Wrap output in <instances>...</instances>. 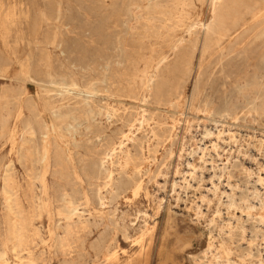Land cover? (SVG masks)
I'll list each match as a JSON object with an SVG mask.
<instances>
[{
	"label": "rangeland",
	"instance_id": "374dc122",
	"mask_svg": "<svg viewBox=\"0 0 264 264\" xmlns=\"http://www.w3.org/2000/svg\"><path fill=\"white\" fill-rule=\"evenodd\" d=\"M168 1L16 0V11L3 13L0 20V32L4 36L0 39V88L10 84L21 88L25 97L36 102L39 118L46 124L47 131L36 164L22 162L19 142L27 110L22 105L12 113L16 123L12 142L9 148L0 146V251H7V261L0 264H17L20 255L29 257V253L18 250L20 245L31 251L35 264H258L259 258L264 260V221H259L260 216L264 218V195L262 191L254 195L257 187L260 188L258 176L264 174L261 163L264 164V17L248 22L236 34L212 36L217 40L213 41L205 31L206 23L215 15L211 0ZM8 3V0H0L2 12ZM157 6L160 9H156ZM192 23L195 27H191ZM48 39L52 40V45L47 47L45 40ZM55 41H59L58 44ZM12 58L17 61L14 67H11ZM51 78L72 81L75 85L64 86L68 92L61 91V86L52 83ZM44 86L54 91L47 94ZM109 106L117 108V115L112 119L106 116ZM224 106H239L250 113L240 112L238 121L218 113L210 119L206 117L208 108L221 110ZM143 113L142 125L137 124L129 133L131 138L125 140L132 161L130 167L124 169L125 178L128 173L133 174L132 184L143 181L141 194L134 195L129 190L101 206L90 197L88 182L82 174V159L99 160L101 148L118 144L123 134L129 132V124ZM206 128H210L212 134H206ZM221 128L236 130L237 138L219 140L218 146L213 147L210 139L216 141ZM54 141L64 153L63 164L56 162ZM206 146L209 148L205 149ZM8 165H12L10 171L21 185L23 211L28 220H32V225L17 239H11L12 228H4L5 213L1 210L3 175ZM192 166L196 167V173L190 178ZM64 178H73L85 195L89 210L82 211L80 207L83 215L79 226L59 221L57 209L63 203L56 201L55 196L66 183ZM207 196L211 201L206 203ZM148 226L153 227L148 230ZM105 233L110 234L109 237ZM59 239L63 240L64 248L60 247ZM98 241L100 244L103 241V251L118 253L117 258L105 261L96 248Z\"/></svg>",
	"mask_w": 264,
	"mask_h": 264
},
{
	"label": "bare ground",
	"instance_id": "6f19581e",
	"mask_svg": "<svg viewBox=\"0 0 264 264\" xmlns=\"http://www.w3.org/2000/svg\"><path fill=\"white\" fill-rule=\"evenodd\" d=\"M6 1V0H5ZM147 1V0H146ZM170 1V0H169ZM168 1V2H169ZM181 1V0H180ZM193 1V0H191ZM190 1V2H191ZM8 4H7V7L4 9V11L2 12L1 9H0V20L4 17L3 16V13L6 12V10H9V11H16V0H8ZM11 2L15 3V5H12ZM174 2V1H173ZM177 2V1H176ZM189 2V3H190ZM203 3V2H202ZM184 4V2H183ZM191 4V3H190ZM211 4L213 5V8L214 9V12H215V15H214V18L211 19V22L209 23H206V27H207V30L206 31V34L208 33L209 35V39L211 40L212 39V36H218V37H226L225 35H233V34H236L239 29H243L244 25L248 24V22L250 21H255V20H258L262 17H264V0H211ZM57 5V4H56ZM172 5V3H171ZM193 5V4H192ZM34 6V5H33ZM168 6V5H167ZM175 6V5H174ZM179 6V5H178ZM58 7V6H57ZM162 7V6H161ZM166 7V6H165ZM164 7V8H165ZM177 7V6H176ZM175 7V8H176ZM181 7V6H180ZM185 7V6H183ZM190 7V6H189ZM61 8V7H58V9ZM159 8L158 6L156 7V9ZM168 8V7H167ZM187 8V7H186ZM193 8V7H192ZM33 9V8H32ZM160 9V8H159ZM188 9V8H187ZM62 10V9H61ZM164 10V9H163ZM168 10V9H167ZM33 11V10H32ZM57 11V10H56ZM71 11V10H70ZM157 11V10H155ZM182 11V10H181ZM44 12V11H43ZM48 12V11H47ZM61 12V11H60ZM175 12V11H174ZM150 13V12H149ZM158 13V12H157ZM213 13V11H212ZM46 14V13H45ZM159 14H162V12H160ZM43 15V14H42ZM171 15V13H170ZM189 15V14H188ZM37 16V15H36ZM45 16V15H44ZM43 16V17H44ZM148 16V15H147ZM190 16V15H189ZM71 17V16H70ZM153 17V16H152ZM171 17V16H170ZM180 17V16H179ZM186 17V16H185ZM165 18V17H164ZM178 18V17H177ZM179 19V18H178ZM177 19V20H178ZM83 20V19H82ZM154 20V19H153ZM181 20V19H180ZM179 20V21H180ZM191 20V19H190ZM34 21V20H33ZM182 21V20H181ZM180 21V22H181ZM185 21V20H184ZM259 21V20H258ZM60 22V21H59ZM164 22V21H163ZM170 22V20H169ZM205 22V21H204ZM47 23V22H46ZM51 23V22H50ZM140 23V22H139ZM151 23V22H150ZM159 23V22H158ZM176 23V21H175ZM201 23V22H200ZM161 24V23H160ZM182 24V23H181ZM180 24V25H181ZM203 24V23H202ZM34 25V24H33ZM39 25V24H38ZM47 25V24H46ZM58 25V24H57ZM56 25V26H57ZM152 25V24H151ZM169 25V24H168ZM183 25V24H182ZM251 25V24H250ZM60 26V25H59ZM172 27V25H169ZM190 26V25H189ZM205 26V25H204ZM203 26V27H204ZM58 27V26H57ZM153 27V26H152ZM164 27V26H163ZM167 27V26H166ZM176 27V26H175ZM191 27H195V25H191ZM65 28V27H64ZM150 28V26H149ZM161 28V26H160ZM159 28V29H160ZM190 28V27H189ZM260 28H262L260 26ZM259 28V29H260ZM59 29V28H58ZM155 29V28H154ZM158 29V30H159ZM165 29V28H164ZM248 29V28H247ZM258 29V28H256ZM55 30V29H54ZM57 30V29H56ZM152 30V29H151ZM166 30V29H165ZM169 30V29H168ZM179 30V29H178ZM204 30V29H203ZM255 30V29H254ZM50 31V30H49ZM147 31V30H146ZM191 31V30H189ZM258 31V30H257ZM48 32V31H47ZM51 32V31H50ZM56 32V31H55ZM155 32V31H153ZM167 32V31H166ZM203 32V31H202ZM58 33H61V32H58ZM169 33V32H168ZM192 33V32H191ZM200 33V32H199ZM54 34V33H52ZM159 34V33H158ZM157 34V36H158ZM254 34V33H253ZM154 35V34H153ZM161 35V34H159ZM173 35V34H172ZM194 35V34H193ZM148 36V35H147ZM177 36V34H176ZM46 37L48 38V36L46 35ZM160 37V36H159ZM180 37V36H179ZM198 37V36H197ZM4 38V36L2 35V33L0 32V39L2 40ZM43 38V37H42ZM57 38V36H56ZM65 38V37H64ZM196 38V37H195ZM194 38V39H195ZM202 38V37H201ZM208 38V37H207ZM217 38V37H216ZM233 38V37H231ZM54 39V38H53ZM163 39V38H162ZM166 39V38H165ZM183 39V37H182ZM190 39V38H189ZM188 39V40H189ZM223 39V38H222ZM226 39V38H225ZM44 40V39H43ZM51 39H48L47 41L45 40V45L48 47L49 44H51L50 42ZM169 40V39H168ZM173 40V39H172ZM176 40V39H174ZM173 40V41H174ZM213 40V39H212ZM239 40V39H238ZM248 40V39H247ZM258 40V39H257ZM35 41H36V38H35ZM52 41V40H51ZM63 41V40H62ZM204 41V40H203ZM213 41H217V40H213ZM224 41V39H223ZM56 42V41H55ZM59 42V41H57ZM56 42V43H57ZM44 43V42H41V44ZM170 43V42H169ZM184 43V42H183ZM58 44V43H57ZM56 44V45H57ZM174 44V43H173ZM178 44V43H177ZM187 44V43H186ZM214 44V43H213ZM257 44V43H256ZM44 45V44H43ZM52 45V44H51ZM55 45V43H54ZM61 45V44H60ZM58 45V46H60ZM193 45V44H192ZM215 45H216V42H215ZM169 46V45H168ZM180 46V45H179ZM201 46V45H200ZM203 46V45H202ZM214 46V45H212ZM246 46V44L244 45ZM257 46V45H256ZM255 46V47H256ZM177 47V46H175ZM207 47H209V42L207 43ZM216 47V46H215ZM238 47V46H237ZM240 47V46H239ZM264 47V46H263ZM3 48V46H2ZM181 48V47H180ZM179 48V49H180ZM212 48V47H211ZM48 49V48H47ZM63 49V48H62ZM61 49V50H62ZM196 49V47H195ZM207 49V48H206ZM209 50V49H207ZM218 49V48H217ZM40 50V49H39ZM173 50V49H172ZM213 50V49H212ZM212 50L210 52H212ZM238 50V49H237ZM254 50V49H253ZM257 50V49H256ZM44 51V49L42 50V52ZM47 51V50H46ZM221 51V50H220ZM242 51V50H241ZM45 52V51H44ZM62 52V51H61ZM65 52V51H64ZM195 52V51H194ZM245 52V51H244ZM215 53V52H214ZM220 53V52H219ZM239 53V52H238ZM250 53V52H249ZM248 53V54H249ZM255 53V52H254ZM258 53V52H257ZM63 54V53H62ZM66 54V53H65ZM71 54V53H70ZM162 54V53H161ZM181 54V53H180ZM223 54V53H222ZM230 54V53H229ZM246 54V52H245ZM44 55V54H43ZM196 55V54H195ZM244 55V54H242ZM247 55V54H246ZM254 55V54H253ZM37 56V54H36ZM55 56V55H54ZM53 56V57H54ZM179 56V55H178ZM205 56V55H203ZM245 56V55H244ZM38 57V56H37ZM70 57V56H69ZM209 57V56H208ZM252 57V56H251ZM55 58V57H54ZM159 58V57H158ZM214 58V57H213ZM247 58V57H246ZM257 58V57H256ZM39 59V58H38ZM48 59V58H47ZM56 59V58H55ZM204 59V58H203ZM69 60V58H68ZM165 60V59H164ZM260 60V59H259ZM12 61V64H11V67H14L16 66V60H14L13 58L11 59ZM71 61V60H70ZM73 61V60H72ZM160 61V60H158ZM5 62V61H4ZM54 62V61H53ZM56 62V60H55ZM61 62V61H60ZM7 63V62H6ZM77 63V62H76ZM248 63V61H247ZM56 64V63H55ZM74 64V63H73ZM79 64V63H77ZM83 64V63H82ZM1 65V64H0ZM43 65V64H42ZM4 66V65H3ZM71 66V65H70ZM192 66V65H191ZM1 67V66H0ZM75 67V66H74ZM80 68L82 66H79ZM262 67V66H261ZM53 68V66H52ZM65 68V67H64ZM77 68V67H76ZM161 68V67H160ZM181 68V67H180ZM192 68V67H191ZM42 69V68H41ZM44 69V68H43ZM59 69V68H58ZM68 69V68H67ZM93 69V68H92ZM2 70V69H1ZM78 70V69H77ZM159 70V69H158ZM257 70V69H256ZM262 70V69H261ZM260 70V72H261ZM86 71V70H85ZM34 72V71H33ZM73 72V71H72ZM75 72V71H74ZM78 72V71H77ZM81 72V71H80ZM88 73V72H87ZM148 74V73H147ZM156 74V73H155ZM191 74V73H190ZM255 74V72H254ZM39 75V74H38ZM179 75V74H178ZM87 76V75H85ZM154 76V75H153ZM250 76V75H249ZM105 77V76H104ZM179 77V76H178ZM181 78H183L182 76H180ZM84 78V77H83ZM86 78V77H85ZM89 78V77H88ZM95 78V77H94ZM93 78V79H94ZM259 78V77H258ZM17 79V78H16ZM92 79V78H91ZM90 79V80H91ZM108 79V78H107ZM148 79V78H147ZM71 80V79H70ZM96 80V79H95ZM247 80V79H246ZM12 81V80H11ZM44 81V80H42ZM50 81L52 83H54L55 85H58L61 86V91L63 90H66V92L69 91V89H65L64 86L66 87H71L73 85H75V83H73L72 81L71 82H66V81H55L53 78L50 79ZM88 81V80H87ZM145 81V80H144ZM148 81V80H147ZM95 82V81H94ZM93 82V83H94ZM154 82V80H153ZM151 82V83H153ZM245 82V81H244ZM25 83V82H24ZM91 83V82H89ZM105 83V82H104ZM108 83V82H107ZM129 83V82H128ZM16 84V83H15ZM22 84V83H20ZM26 84V83H25ZM46 83H44L43 85H45ZM114 84V83H113ZM112 84V85H113ZM143 84V83H142ZM147 84V83H146ZM246 84V83H245ZM86 85V84H85ZM84 85V86H85ZM97 85V83L95 84ZM110 85V84H108ZM120 85V84H119ZM124 85V84H123ZM17 85H9L7 87H3V88H0V146L2 147H6V148H9V145L11 144L12 142V139H13V130H14V127L16 125L15 121H14V115L12 114L15 110H18L22 105H23V108H25L27 110V118L24 120L23 122V127H22V134H21V140L19 142V155H20V159L22 162H26V163H31L33 164L35 161L38 160V155L40 154V151H41V148H42V145H41V141L44 139V137L46 136V131H47V126L46 124L39 118V112H38V106L36 104V102L31 99L30 97H25L26 95H23V93L21 92V88H17L16 87ZM121 86V85H120ZM134 86V85H133ZM151 86V85H150ZM176 86V84H175ZM21 87V86H20ZM41 87V86H40ZM57 87V86H56ZM83 87V85H82ZM102 87V86H101ZM100 87V88H101ZM105 87V86H104ZM152 87V86H151ZM172 87V86H171ZM262 87V86H261ZM74 88V87H73ZM72 88V89H73ZM89 88V87H88ZM112 88V86H111ZM110 88V89H111ZM117 88V87H116ZM130 88V87H129ZM132 88V87H131ZM244 88V87H243ZM105 89V88H104ZM115 89V88H114ZM121 89V88H120ZM239 89V88H238ZM237 89V90H238ZM257 89V88H256ZM259 89V87H258ZM43 90L48 94L49 92L51 91H54L53 89H50V88H46L45 86L43 87ZM57 90V89H56ZM85 91V89H83ZM97 90V89H96ZM100 90V89H99ZM102 90V89H101ZM123 90V89H122ZM135 90H136V87H135ZM161 91H163L162 89H160ZM240 90V89H239ZM260 90V89H259ZM263 90V89H262ZM104 91V90H102ZM113 91V89H112ZM117 91V90H116ZM141 91H142V88H141ZM149 91H150V88H149ZM248 91H249V88H248ZM79 92V90H78ZM89 92V91H88ZM87 92V93H88ZM134 92V90L132 91ZM139 92V90H138ZM138 92H137V95H138ZM182 92V91H181ZM236 92V91H235ZM258 92V91H257ZM71 93V92H70ZM90 93V92H89ZM100 93V92H99ZM135 93V92H134ZM249 93V92H248ZM53 94V93H52ZM59 94V93H58ZM68 94V93H67ZM130 94V93H129ZM140 94V93H139ZM159 94H162L161 92H159ZM253 94V92H252ZM251 94V95H252ZM256 94V93H255ZM51 95V94H50ZM57 95V94H56ZM70 95V94H69ZM111 95V94H110ZM144 95V94H143ZM158 95V94H157ZM176 95V94H175ZM260 95V94H259ZM47 96V95H46ZM55 96V95H54ZM62 96V95H61ZM88 96V95H87ZM91 96V95H90ZM93 96V95H92ZM140 96V95H139ZM149 96V95H148ZM180 96V95H179ZM201 96V95H200ZM237 96V95H236ZM253 96V95H252ZM143 97V96H142ZM146 97V96H145ZM157 97V96H155ZM160 97V96H159ZM158 97V98H159ZM169 97V96H168ZM173 97V96H172ZM254 97V96H253ZM157 98V100H158ZM256 98V96H255ZM262 98V97H261ZM264 98V96H263ZM48 101L50 98H47ZM145 99V98H144ZM162 99V97H161ZM169 99V98H168ZM171 99V98H170ZM198 99V98H197ZM249 99V98H248ZM254 99V98H253ZM258 99V98H257ZM149 100V99H148ZM247 100V99H246ZM262 100V99H260ZM264 100V99H263ZM161 101V100H160ZM207 101V100H206ZM242 101V100H241ZM255 101V100H254ZM74 102V101H73ZM72 102V104H73ZM91 102V101H90ZM253 102V101H252ZM258 102V101H257ZM75 103V102H74ZM92 103V102H91ZM121 103V102H120ZM210 103V102H209ZM228 103V102H226ZM244 103V102H243ZM254 103V102H253ZM256 103V102H255ZM260 103V102H258ZM263 103V102H262ZM49 104V103H48ZM83 104V103H82ZM109 104V103H108ZM114 104V103H113ZM125 104V103H124ZM127 104V103H126ZM148 104V103H147ZM173 104V103H172ZM171 104V105H172ZM208 104V103H207ZM229 104V103H228ZM227 104V105H228ZM240 104V103H239ZM245 104V103H244ZM91 105V104H90ZM260 105V104H259ZM101 106V105H100ZM140 106V105H139ZM147 106V105H146ZM200 106V105H199ZM255 106V105H254ZM67 107H69L67 105ZM80 107V106H79ZM88 107V106H87ZM108 107V106H107ZM149 107V106H148ZM208 107V106H207ZM225 107V106H224ZM90 108V107H89ZM88 108V109H89ZM103 108V107H102ZM130 108V107H129ZM147 108V107H146ZM212 108V107H211ZM249 108V107H248ZM253 108V107H252ZM71 109H73L71 107ZM94 109V108H92ZM106 109V108H105ZM156 109V108H155ZM209 109V108H208ZM207 109V118L210 119V117H212L211 115H215V114H219L221 116H225V117H231L233 119H235V121H238L240 120V117H239V113L242 112L244 115H247V113L249 114L250 112L249 111H244V109H240L239 106H226L224 109L222 108L221 110H208ZM251 109V108H250ZM74 110V109H73ZM77 110V108L75 109ZM79 110V109H78ZM101 110V108H100ZM140 110V109H139ZM142 110V108H141ZM149 110V109H148ZM246 110V109H245ZM99 111V110H98ZM145 111V110H144ZM244 111V112H243ZM255 111V110H254ZM263 111V110H262ZM53 112V111H52ZM59 112V111H58ZM75 112V111H74ZM81 113V111H79ZM84 112V111H83ZM88 112V110H87ZM96 112V111H95ZM100 112V111H99ZM102 112V111H101ZM123 112V111H122ZM143 112V111H142ZM63 113H66V112H63ZM121 113V112H120ZM128 113V111H127ZM201 113V112H200ZM255 113V112H254ZM263 113V112H262ZM51 114V113H50ZM61 114V113H60ZM69 114V113H68ZM97 114V113H96ZM135 114V113H134ZM199 114V113H198ZM261 114V113H260ZM13 115V116H12ZM99 115V113L97 114V116ZM102 115V114H101ZM117 115V108L115 109L114 107H110L107 108L106 110V116L108 119H112V117H115ZM125 115V114H123ZM128 115V114H127ZM155 115V114H154ZM153 115V116H154ZM52 116V115H51ZM56 116H58L56 114ZM120 116V115H119ZM133 116V115H132ZM63 117V116H62ZM149 117V116H148ZM151 117V116H150ZM156 117V115H155ZM248 117V116H247ZM93 118V117H92ZM95 118V116H94ZM144 118H145V113H143L141 116L137 117L134 119V122L131 124H129V128H128V133H125L123 134L122 136V139L120 138L118 144L116 145H110L111 147H106L108 144H106V148L105 149H102L100 150V154H99V160L97 159V161H94L91 157L90 158H84L82 159L84 161V167H83V173L84 174V179L87 180L88 182V191H89V194H90V197L94 200V202L96 201L99 205L101 206H104L106 204H108L111 200H114L115 198H118L120 196V194H125V193H128V191L130 190L131 194H141L139 193L140 190L142 189L143 187V181L142 180H139V181H136L135 183L132 184V181H133V177L132 175H129L128 173V176L125 178L124 177V169L125 168H128V166L130 167V161L131 160V157H130V153L128 152V145L127 143H125V140H129L132 136V134H129L130 132L132 133L133 132V128L135 126H137V124H141L143 123L144 121ZM262 118V117H261ZM74 119V118H73ZM78 119V117H77ZM76 119V120H77ZM107 119V120H108ZM119 119V118H118ZM148 119V118H147ZM157 119V118H156ZM155 119V120H156ZM193 119V118H192ZM79 120V119H78ZM91 120H95V119H91ZM115 120V119H114ZM122 120V119H121ZM129 120V119H128ZM85 121V120H83ZM151 121V120H150ZM89 122V121H87ZM158 122V121H157ZM194 122V121H193ZM82 123V122H81ZM125 123V122H124ZM150 123V122H149ZM252 123V122H251ZM109 124V123H108ZM123 124V123H122ZM128 124V123H127ZM191 124V123H190ZM252 125V124H251ZM128 126V125H127ZM140 126V125H139ZM155 126V125H154ZM157 126V125H156ZM159 126V125H158ZM82 127V126H80ZM100 127V126H99ZM160 127V126H159ZM71 128V127H70ZM121 128V127H120ZM136 128V127H135ZM140 128V127H139ZM144 128V127H143ZM157 128V127H156ZM161 128V127H160ZM87 129V128H86ZM151 129V128H150ZM175 129V128H174ZM178 129V128H177ZM88 130V129H87ZM102 130V129H101ZM154 130V129H153ZM152 130V131H153ZM156 130V129H155ZM103 131V130H102ZM105 131V130H104ZM159 131V130H158ZM186 131V130H185ZM236 131V130H235ZM235 131H232L231 129L229 128H221L220 130H218V133H217V140L216 141H213V139L211 138L210 139V142H211V146L213 147H217L218 146V143H219V140H225V139H233V141L237 138V133ZM262 131V130H261ZM96 132V131H95ZM100 132V131H99ZM121 133V132H120ZM135 133V132H134ZM153 133V132H152ZM151 133V134H152ZM157 133V131H156ZM205 133L206 134H212V131L210 128H206L205 129ZM261 133V132H260ZM263 133V132H262ZM114 134V133H113ZM163 134V133H162ZM216 134V133H215ZM252 134V133H251ZM108 135V134H107ZM115 135V134H114ZM154 135V134H153ZM159 135V134H158ZM161 135V134H160ZM260 135V134H259ZM262 135V134H261ZM101 136V135H100ZM113 136V135H112ZM111 136V137H112ZM117 136V135H116ZM152 136V135H151ZM172 136V135H171ZM191 136V135H190ZM106 137V136H105ZM118 137V136H117ZM155 137V136H154ZM164 137V136H163ZM208 137V136H207ZM214 137V136H213ZM216 137V136H215ZM261 137V136H260ZM95 138H98V137H95ZM109 138V137H108ZM119 138V137H118ZM135 138V137H134ZM156 138V137H155ZM173 138V137H172ZM195 138V137H194ZM257 139V138H256ZM261 139V138H260ZM101 140V139H100ZM155 140V139H154ZM163 140V139H162ZM207 140V139H206ZM264 140V139H263ZM107 141V140H106ZM118 141V140H117ZM133 141V140H131ZM187 141V140H186ZM192 141V140H191ZM208 141V140H207ZM232 141V142H233ZM262 141V140H261ZM116 142V141H115ZM156 142V141H155ZM231 142V143H232ZM94 143V142H93ZM108 143V142H107ZM111 143V141H110ZM152 143V142H151ZM175 143V142H174ZM225 143V142H224ZM230 143V142H229ZM234 143V142H233ZM101 144V143H99ZM112 144H114L112 142ZM150 144V143H149ZM196 144V143H195ZM202 144V143H201ZM236 144V143H235ZM53 152H54V155H55V158H56V162L58 164H63L65 162V156H64V153L60 147V145L54 141L53 142ZM87 145V144H86ZM83 146V144H82ZM221 146V145H220ZM228 146V144H227ZM240 146V145H239ZM245 146V145H244ZM75 147V146H74ZM101 147V145H100ZM198 147V146H197ZM208 146L205 147V149H207ZM209 148V147H208ZM204 149V150H205ZM217 149V148H216ZM86 150V149H85ZM185 150V149H184ZM187 150V149H186ZM203 150V151H204ZM209 150V149H208ZM236 150V149H235ZM248 150V149H247ZM257 150V149H255ZM190 151V150H188ZM202 151V150H201ZM249 151V150H248ZM252 151V150H251ZM99 152V151H98ZM206 153V151H204ZM203 152V153H204ZM254 152V151H253ZM217 153V152H216ZM227 153V152H226ZM230 153V152H229ZM250 153V152H249ZM252 154V152H251ZM258 154H260L258 152ZM151 155V154H150ZM154 155V154H153ZM206 155V154H205ZM208 155V154H207ZM225 155V154H224ZM228 155V154H227ZM234 155V154H233ZM255 155V154H254ZM204 156V155H203ZM236 156V155H235ZM253 156V154H252ZM83 157V155L81 156ZM80 157V159H81ZM85 157V156H84ZM168 157V156H167ZM185 157V156H184ZM238 157V156H237ZM251 157V156H250ZM248 157V158H250ZM98 158V157H97ZM180 158V157H179ZM234 158V157H233ZM239 158V157H238ZM253 158V157H252ZM251 159V158H250ZM261 159V158H260ZM134 160V159H133ZM137 160V159H136ZM162 160V159H161ZM183 160V159H182ZM255 160V159H254ZM53 161V159H52ZM260 161V160H259ZM135 162V161H134ZM186 163V161H184ZM82 163V162H81ZM145 163V162H144ZM159 163V162H158ZM205 163V162H204ZM256 163V162H254ZM262 165L264 166L263 162L261 161ZM12 164V163H10ZM14 164V163H13ZM36 164V163H34ZM136 164V163H135ZM134 164V165H135ZM190 164V163H188ZM257 164V163H256ZM80 165V164H79ZM137 165V164H136ZM167 165V164H166ZM180 165V164H179ZM178 165V167H179ZM260 165V164H259ZM258 165V166H259ZM259 166V167H262ZM14 167V166H13ZM135 167V166H134ZM177 167V168H178ZM183 167V166H182ZM193 167V166H192ZM223 167V166H222ZM241 167V166H240ZM136 168V167H135ZM191 168V167H190ZM189 168V169H190ZM213 168V167H212ZM12 169V165H8L7 168H6V174L5 176L3 175L4 177V186L2 188V208L1 210L4 211L5 215L3 216L4 218V222H3V226L5 229L7 228H12L13 231L11 232V236L12 238L11 239H17L19 237H22L23 236V233L24 231L28 228V226H31L32 225V220H28V218L26 217V214L24 213L23 211V207H22V204H23V195H22V191H21V185L20 183L18 182V179L16 178V175L11 172L10 170ZM133 169V168H132ZM138 169V168H137ZM140 169V168H139ZM188 169V170H189ZM136 170V169H135ZM180 170V169H179ZM205 170V169H204ZM264 170V169H263ZM5 171V170H4ZM11 173H10V172ZM140 171V170H139ZM189 176L190 178H193L195 176V173H196V167L194 166L191 170H189ZM221 171V170H220ZM254 171V170H252ZM82 172V171H81ZM128 172V171H127ZM169 172V171H168ZM228 172V171H227ZM257 172V171H256ZM133 173V172H132ZM180 173V172H179ZM187 173V172H186ZM184 175V173H181ZM211 174V173H210ZM217 174V173H216ZM223 174V173H222ZM226 174V173H225ZM55 175V174H54ZM137 175V174H136ZM182 175V176H183ZM187 176V175H185ZM210 176V175H209ZM224 176V175H222ZM67 177H69L67 175ZM161 177V176H160ZM207 177V176H205ZM185 178V177H184ZM257 178V177H256ZM30 179V178H29ZM65 179V178H64ZM162 179V178H161ZM205 179V178H204ZM3 180V179H2ZM66 180V183L63 184V186L61 187L60 191L58 194H56L55 198H56V201L58 202H62L63 205L61 208L57 209L58 210V216H59V221L62 222V220H64L66 222L67 225H70V226H79L81 223V219H82V212L80 211V207H82V211H85V210H89L87 209V206H86V202H85V195L84 193L81 191L80 187L77 185V182L71 178V179H65ZM84 180V181H85ZM185 180L187 181V178H185ZM190 180V179H189ZM188 180V181H189ZM199 180V179H198ZM210 180V179H209ZM220 180V179H219ZM255 180V179H254ZM258 180L260 181V188L257 187L254 195H258V194H261L259 193V191L263 192L262 195H264V174H259L258 176ZM35 181V180H34ZM164 181V180H163ZM185 181V182H186ZM256 181V180H255ZM178 182V181H177ZM208 182V181H207ZM229 182V181H228ZM187 183V182H186ZM206 183V182H205ZM220 183V182H219ZM222 183V182H221ZM153 184V183H152ZM178 184V183H177ZM210 184V182L208 183ZM213 184V183H212ZM215 184V183H214ZM217 186H218V183H216ZM237 184V183H236ZM174 186V185H173ZM185 186V184H184ZM196 186V185H195ZM241 186V185H240ZM156 187V186H155ZM192 187V186H191ZM215 187V190H216V185L214 186ZM230 187V186H228ZM232 187V186H231ZM238 187V186H237ZM252 187V186H251ZM250 187V188H251ZM60 188V187H59ZM200 188V186H199ZM226 188V187H225ZM58 189V188H57ZM202 189V188H201ZM213 189V188H212ZM220 189V188H219ZM218 189V190H219ZM249 189V188H248ZM146 190V189H145ZM227 190V189H226ZM255 190V189H254ZM210 191V190H209ZM209 191H207L208 193H210ZM214 191V190H213ZM231 191V190H230ZM203 192V191H201ZM227 191H225V194H226ZM254 192V191H253ZM157 194V193H156ZM161 194V193H160ZM202 194V193H201ZM207 194V193H206ZM215 194V193H214ZM219 194V192H218ZM224 194V195H225ZM228 194V193H227ZM226 194V195H227ZM213 195V194H212ZM217 195V194H216ZM225 195V196H226ZM236 195V194H235ZM123 196V195H121ZM180 195H178L179 197ZM204 196V194H203ZM206 196V195H205ZM204 196V198H205ZM209 196V195H208ZM208 196H207V202L211 201V200H208ZM220 196H221V192H220ZM218 196V197H220ZM228 196V195H227ZM226 196V198H228ZM44 197V196H43ZM125 197H128V196H125ZM139 197V196H138ZM217 197V196H216ZM224 197V196H223ZM263 198V196H260ZM133 198V197H132ZM131 198V199H132ZM221 198V197H220ZM257 199V197H255ZM210 199H212L210 197ZM238 199V197H237ZM255 199V200H256ZM225 200V199H224ZM230 200V199H229ZM239 200V199H238ZM250 200V199H249ZM186 201V200H185ZM199 201V200H198ZM227 201V200H225ZM264 201V200H262ZM174 202V201H173ZM197 202V201H196ZM201 202V201H200ZM223 202V201H222ZM230 202V201H229ZM39 203V202H38ZM96 203V204H97ZM187 203V202H186ZM195 203V202H194ZM199 203V202H198ZM263 203V202H262ZM181 204V203H180ZM197 204V203H196ZM195 204V205H196ZM211 204V203H210ZM238 204V203H237ZM244 204V203H242ZM246 204V203H245ZM257 204V203H256ZM260 204V203H259ZM161 205V204H160ZM187 205V204H186ZM193 205V204H192ZM202 205V204H201ZM207 205V204H206ZM209 205V204H208ZM212 205V204H211ZM209 205V206H211ZM221 205V204H219ZM251 205V203H250ZM93 206V205H92ZM194 206V205H193ZM213 206V205H212ZM217 206V205H216ZM224 206V204H223ZM230 206V205H229ZM228 206V207H229ZM247 206V205H246ZM256 206V205H255ZM255 206L253 208H255ZM100 207V206H99ZM200 205L197 206V209L199 210L200 208ZM203 207V206H202ZM208 207V206H207ZM227 207V208H228ZM191 208H195L196 207H191ZM220 208V206H219ZM230 208V207H229ZM232 208V207H231ZM235 208V207H234ZM262 208V206H261ZM264 208V207H263ZM216 209V208H215ZM222 209V208H221ZM220 209V210H221ZM226 209V208H225ZM237 209V208H236ZM256 209V208H255ZM260 209V207H259ZM93 210V209H92ZM109 210V209H108ZM188 210V209H187ZM210 210V209H209ZM248 210V209H247ZM257 210H258V207H257ZM261 210V209H260ZM51 211V210H50ZM201 211V209H200ZM216 211V210H215ZM234 211V210H233ZM246 211V210H245ZM254 211V210H253ZM198 212V211H197ZM196 212V213H197ZM210 212V211H209ZM213 212V211H212ZM240 212V211H239ZM250 212V211H249ZM260 212V211H258ZM200 213V212H199ZM207 213V212H206ZM233 213V212H231ZM12 215V218H8V215ZM146 214V213H145ZM144 214V215H145ZM256 214V213H255ZM154 215V214H153ZM211 215H216V214H210L209 216ZM229 215V214H228ZM231 215V214H230ZM235 215V214H234ZM246 215V214H245ZM264 215V213H263ZM74 216H78V219L75 220L74 219ZM197 216V214H196ZM205 216V215H204ZM203 216V218H204ZM241 216V215H240ZM260 216V215H259ZM200 217V216H198ZM234 217V216H233ZM236 217H238L236 215ZM247 217V216H246ZM202 218V219H203ZM208 218V217H206ZM211 218V217H209ZM208 218V219H209ZM241 218V217H240ZM205 219V218H204ZM223 219V218H222ZM263 216H260L259 217V221H264L263 220ZM139 220V219H138ZM198 220V219H197ZM224 220V219H223ZM237 219L235 218V221ZM243 220V219H242ZM144 221V220H143ZM200 221V220H199ZM234 221V222H235ZM59 222V223H60ZM80 222V223H79ZM154 222V221H152ZM218 222V221H217ZM241 222V221H240ZM257 222V221H256ZM145 223V222H144ZM10 224L12 226H10ZM79 224V225H78ZM147 224L148 221H147ZM205 224V223H204ZM251 224V223H250ZM261 224V223H260ZM145 225V224H144ZM156 225V224H155ZM219 225V224H217ZM223 225V224H222ZM226 225V224H225ZM234 225V224H233ZM255 225V224H254ZM59 226V224H58ZM57 226V227H58ZM154 226V225H153ZM153 226H148V230H150V228H152ZM229 226V225H228ZM231 226V225H230ZM249 226V225H248ZM256 226V225H255ZM206 227V226H205ZM222 227V226H221ZM235 227V226H234ZM261 227V226H260ZM107 228V227H106ZM58 229V228H56ZM63 229V228H62ZM65 229V228H64ZM143 229V228H142ZM218 229V228H217ZM233 229V228H232ZM246 229V227H245ZM260 229V228H259ZM262 229V228H261ZM139 230V229H138ZM154 230V228H153ZM228 229H226L225 231L227 232ZM111 231V230H110ZM147 231V230H146ZM217 231V230H216ZM103 232H106V231H103ZM150 232V231H149ZM148 232V234H149ZM64 233V232H63ZM108 233H110L108 231ZM108 233H105L106 235ZM116 233V232H115ZM143 233V232H142ZM245 233V232H244ZM251 233V232H250ZM104 234V235H105ZM258 233L256 232V237L258 236L257 235ZM110 235V234H109ZM109 235H107V237H109ZM224 235V234H223ZM166 236V234H165ZM217 236V235H216ZM219 236V235H218ZM247 236V235H246ZM43 237V236H42ZM168 237V236H167ZM211 237V236H210ZM214 237V236H213ZM212 237V238H213ZM35 238V237H34ZM101 238V236H100ZM245 238V237H244ZM258 238V237H257ZM264 238V237H263ZM10 239V238H9ZM102 239V238H101ZM142 239V238H140ZM246 239V238H245ZM248 239V238H247ZM100 240V239H99ZM107 240V239H105ZM170 240V238H169ZM216 240V239H215ZM143 242V239L141 240ZM139 241V242H141ZM59 242H60V247L64 248L65 247V244L63 242L62 239H59ZM103 242V241H102ZM100 244V242L98 241L99 245L96 247L98 248V253H102L103 256H104V259L105 261L107 262H111L113 260H115L118 256V253H107L106 251H103L102 250V247L104 248V244ZM138 242V244H139ZM151 242V241H150ZM149 242V243H150ZM214 242V240L212 241ZM219 242V241H218ZM116 243V242H115ZM114 243V244H115ZM145 243V242H144ZM216 243V242H215ZM56 244V243H55ZM137 244V242H136ZM111 245V244H110ZM109 245V246H110ZM133 245V244H132ZM209 245V244H208ZM217 245V244H216ZM215 245V246H216ZM14 246V245H13ZM70 246V245H69ZM114 246V245H113ZM140 246V245H139ZM18 247V250L20 251H25L26 253H29V257L27 256H17L18 260H16V263L17 264H35V261L34 259L32 258V253L31 251L27 248V246H23V245H20V246H17ZM16 247V248H17ZM168 247V246H167ZM55 248V247H54ZM113 248V247H111ZM110 248V249H111ZM142 248V247H141ZM147 248V247H146ZM169 248V247H168ZM209 248H211V245L209 246ZM216 248V247H215ZM219 248V247H218ZM264 248V247H263ZM107 249V248H106ZM255 248H253L254 250ZM143 250V249H142ZM164 250V249H163ZM169 250V249H168ZM167 250V251H168ZM213 250H214V245H213ZM217 250V249H216ZM261 251V250H260ZM263 251V250H262ZM14 252V251H13ZM222 252V251H221ZM255 252V250H254ZM253 252V253H254ZM64 253V252H63ZM169 253V252H168ZM204 253V252H203ZM214 253V251H213ZM216 253V252H215ZM219 253V252H218ZM141 254V253H140ZM143 254V253H142ZM176 254V253H175ZM202 254V253H201ZM205 254V253H204ZM7 251H0V262H5L7 261ZM166 255V254H165ZM170 255V254H169ZM207 257H208V254H206ZM249 254H247L248 256ZM210 256V255H209ZM212 256V255H211ZM219 256V255H218ZM217 256V257H218ZM245 256V255H244ZM263 256V255H262ZM172 257V256H171ZM195 257V256H194ZM200 257V256H199ZM206 257V256H205ZM206 257V258H207ZM222 257V256H220ZM219 257V258H220ZM229 257V256H228ZM232 257V256H231ZM250 257V256H249ZM210 258V257H209ZM263 258V257H262ZM262 258H259L258 260V264H263L264 263V260ZM218 259V258H217ZM255 259V258H254ZM168 260V259H167ZM199 260V259H198ZM207 260V259H206ZM205 260V261H206ZM165 261V260H164ZM176 261V260H175ZM242 261V260H241ZM166 262V261H165ZM178 262V261H177ZM207 262V261H206ZM213 262V261H212ZM228 262V261H227ZM169 263V261H168ZM172 263V262H171ZM179 263V262H178ZM229 263V262H228ZM255 263H256V260H255ZM212 264V263H211ZM218 264V263H217ZM222 264V263H221ZM244 264V262L242 263Z\"/></svg>",
	"mask_w": 264,
	"mask_h": 264
}]
</instances>
